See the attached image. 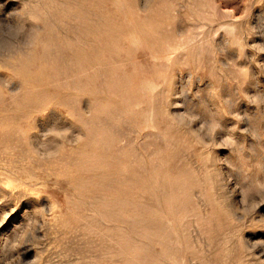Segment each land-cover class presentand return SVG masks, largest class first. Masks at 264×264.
<instances>
[{
	"label": "rangeland",
	"instance_id": "374dc122",
	"mask_svg": "<svg viewBox=\"0 0 264 264\" xmlns=\"http://www.w3.org/2000/svg\"><path fill=\"white\" fill-rule=\"evenodd\" d=\"M0 264H264V0H0Z\"/></svg>",
	"mask_w": 264,
	"mask_h": 264
}]
</instances>
